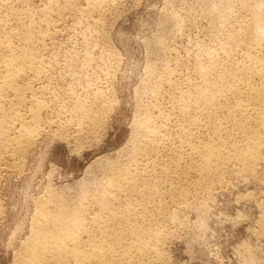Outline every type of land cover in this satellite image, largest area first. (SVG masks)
I'll return each instance as SVG.
<instances>
[{
    "label": "rangeland",
    "instance_id": "374dc122",
    "mask_svg": "<svg viewBox=\"0 0 264 264\" xmlns=\"http://www.w3.org/2000/svg\"><path fill=\"white\" fill-rule=\"evenodd\" d=\"M65 1L0 0V58L10 54L4 39L15 45L16 55L26 47L36 52L35 69L21 76V83L28 81L45 105L36 144L20 160L8 159L0 172V264H24L40 206L57 212L47 202L50 194L90 216L97 209L94 199L108 193L119 218L115 228L125 231L130 225V233L135 231L123 238L127 247L139 232L158 231L156 242L147 239L158 243L157 254H139L131 247L129 255L112 264H264V130L256 147L258 160L247 161L253 170L216 152L218 175L207 177L198 171L201 154L191 150L216 131L231 147L238 145L235 154L243 150L242 131L228 117L232 98L222 102L214 117L198 91H210L222 75L231 77H225L227 84L236 76L259 86L252 64L264 59V40L252 55L238 43L255 17L264 22V0ZM88 5L95 7L91 11ZM3 67L1 63L0 73ZM27 99L21 106L25 117L31 116L32 96ZM186 100L190 112L181 109ZM85 111L96 115V124L92 117H82ZM147 121L156 131H147ZM250 122L248 131L257 128ZM120 173L135 183L123 189L109 184ZM132 185L142 187L143 195L134 197Z\"/></svg>",
    "mask_w": 264,
    "mask_h": 264
},
{
    "label": "bare ground",
    "instance_id": "6f19581e",
    "mask_svg": "<svg viewBox=\"0 0 264 264\" xmlns=\"http://www.w3.org/2000/svg\"><path fill=\"white\" fill-rule=\"evenodd\" d=\"M90 4H93V2ZM68 5H69V3H68ZM74 5L76 6V4H74ZM94 5H95V2H94ZM88 6H87V8H88ZM94 7L89 6V9H91V11H92V8L94 9ZM87 8L85 7L84 10L82 8V12H84V11L87 12L86 11ZM260 8H258V9H260ZM77 11H79V10H77ZM260 11H261V9H260ZM20 12H19V14H20ZM25 12H24V14H25ZM79 12L81 13V11H79ZM94 12H95V10H94ZM91 13H90V16H91ZM83 14L85 15V13H83ZM15 17H16V15H15ZM255 18H256V20L254 19L255 20V21H253L254 23L252 25H250L249 28H247L246 32L244 31L245 35L242 34V36L244 35L245 37L244 38L242 37V41L240 39L239 43H238V47H241V51L244 50L245 53L249 54V55H252L253 50L260 48V43L262 40H264V22L262 19H260V17H255ZM33 19H34V17H33ZM46 19H47V17H46ZM44 20H45V18H44ZM44 20H43V22H44ZM2 21H0V23ZM19 21H22V20L19 19ZM32 22H31V24H32ZM49 22L50 21H48V23ZM6 23L4 22L5 25H6ZM46 23H44V24H46ZM4 30H5V27H4ZM10 30H9V32H10ZM13 32H15L17 34V31H13ZM29 32H30V30H29ZM5 35H7V34L5 33ZM27 36H28V38H26V39H30L29 38L30 35H27ZM24 39H25V36H24ZM8 40H9V38H8ZM28 41L25 42V44L31 43V41L29 43H28ZM4 42H5V39L3 41V48L5 49V51H8L10 54L8 56L1 55L3 57L0 58V60L2 61V62L1 61L0 62L4 66L3 68H5V70L3 69L4 72L0 73V114L2 115L0 117V172L2 169H4L3 164L8 166L7 164H5V162L8 159H10V160L15 159L16 160L18 158L20 160L21 159L20 157L24 156V154L27 153V150L32 148L36 144L37 136L39 135L38 133L40 130L39 129L40 124L37 121H38L40 112L42 110V106L45 107V105H43V102L41 100V97L43 95L41 97L37 96V94L35 93L36 91L33 89V87L31 86V84H29L28 81H27V83H24V84L21 83V76H23L25 73H29V70L31 71V70L35 69V64H36V59H35L36 57L35 56L36 55L32 54V52L33 53H36V52H34V51L31 52L30 50L32 48L29 50V48L25 46L26 50L28 49L29 51L28 50L27 51H21L22 53L19 52L20 55H16L17 53L14 54V52H13L14 51L13 47H15V45H13V47H12L11 46L12 42L6 41L5 44H4ZM0 44L2 45L1 42H0ZM33 46H35V45H33ZM20 47H21V45H20ZM23 47H24V45H23ZM235 47H237V46H235ZM0 48H2V46ZM16 48H17V46H16ZM22 48H20V49H22ZM20 49H19V51H20ZM233 50H238V49H233ZM37 58H39V57H37ZM253 62H252L253 63L252 65L254 66V64H255L254 68H255L256 74H258L261 78V83L259 84V86L253 85L252 83L247 82V80H246V82H244V81L242 82V80L238 81L236 79L235 75H233V76H235V78L233 77L234 79L233 78H232V80L230 79L229 83L227 84L226 83L227 80L225 81V77H227V76L222 75L221 77L219 76V78L216 79V82L213 83L210 91H208V89L205 90L203 88H201L198 91V93H199L198 95L200 97V100L204 99L206 101V103H207L206 105H208V109L211 111L209 113L214 114V117H217V116H215L216 113H217L216 115H218V113L220 111H222V109H223V107H222L223 103L222 102L228 101V99L231 97L232 103L229 105V107L225 106V109H226V107H228L227 108L228 117L234 121L233 122L234 124L238 123L237 125H239V127H240L239 130L242 131V134L240 133L239 130H238L239 131L238 133H240L242 135V137H244V139L242 138V140L244 141L243 150L240 148L242 152L240 151L241 153H239V154H235L233 152L234 149L238 148L237 147L238 145L236 144V148H235V147H231L229 144H227V142L225 143L224 141H222L221 133H223V132L220 133L221 130L220 131L218 130L220 133V134H218V132L216 130L213 131V129H214L213 127H212L213 129H211V130L213 132L216 131V133H214L213 135H210V137H209V133H210L209 131H211V130H209L207 141L202 142V143L200 142V144H196V143L194 144L193 143L191 145V150L196 152L197 154L198 153L201 154L200 156L202 157L201 162L198 164V169H199L198 171H200L201 174H203V175H207V177H210V176L213 177L215 174L218 173L217 172L218 170L214 164L215 160L217 159V158H215L216 152H224L231 159L233 157H235L236 159H239L242 162L244 161L243 167H247L248 169H252V170H253L252 167H254L255 165L251 166L247 161H249V160L255 161L256 159L258 160V156L256 154V152H257L256 147H257L258 142H259L258 139L260 138V134H261L262 130H264V59L263 58L262 59L255 58V60ZM236 68H237V66H236ZM203 70H205V69H203ZM203 70H202V72H207V73H205V74L202 73L201 75L204 76V75L209 74L208 73L209 71H203ZM39 71H41V70H39ZM37 72H35L36 76H37ZM41 72H43V71H41ZM31 73L32 72H30V74ZM230 73H228V74H230ZM222 74H224V73H222ZM233 74H235V73H233ZM229 77H227V79ZM23 79H24V77H23ZM35 80H36V78H35ZM249 80H250V78H249ZM29 81H30V79H29ZM223 81H225L224 83H226L227 85L225 84L223 86V84H222ZM197 88H199V86H197ZM206 91H208V92H206ZM28 95H30V97L32 96V103H31V106H29L31 116L25 117V115L23 116L21 113V106L25 105L27 100H29V99H27ZM43 98H44V96H43ZM229 102H231V101H229ZM83 106H84V104H83ZM26 108H28V107H26ZM190 108H191L190 100H186V102L181 104V109L183 111L190 112L191 111ZM24 114H26V113H24ZM84 114L85 115L82 117H85V116H87L89 118L92 117L90 111H85ZM187 116H188V113H187ZM97 120L98 119H97L96 115H94L92 117V121L95 122ZM198 120H200V119H198ZM217 120H219V119L217 118ZM232 120H230V121H232ZM40 121H41V119H40ZM250 121H254V123H256L255 125L257 126V128L248 131L247 129L250 127V124H249ZM189 122H191V120ZM195 122H198V121L194 120V123ZM194 123H192V124H194ZM223 123H224V121H223ZM250 123H252V122H250ZM95 124H96V122H95ZM208 125H209V123H208ZM217 126H221V125H217ZM239 127L237 126V128H239ZM215 128H217V127L215 126ZM218 128H222V127H218ZM146 129H148L147 130L148 132L149 131H156L150 121L146 122ZM158 132H160V131H158ZM187 133H188V131H187ZM223 140H225V139L223 138ZM225 141H227V140H225ZM188 145H189V143H188ZM141 146H143V145H141ZM232 146H234V145L232 144ZM223 149H225L226 151ZM239 150L237 149L236 151H239ZM145 152H147V151H145ZM141 154H143V153H141ZM217 157H218V155H217ZM6 163H8V162H6ZM15 163L16 162L14 161V164ZM11 164L13 165V167L17 166L16 164L15 165L13 163H11ZM178 164H179V162L177 163V165ZM18 165H20V164H18ZM179 166H180V164H179ZM191 166L192 165L189 164V166L187 167L189 171L191 169ZM9 167H10V165H9ZM175 168H177V166H175ZM165 169H166V167H165ZM168 169H170V168H168ZM178 169H179V167H178ZM188 170H185V171H188ZM130 176L127 175V173L126 174L120 173V175L111 177L108 180V182H109V184H112V186L116 185V187L123 189V187L129 186L133 183L134 178H132ZM132 176L135 177L136 175L134 176V174H133ZM135 179H137V178H135ZM144 185H145V183L144 184L142 183V186H144ZM116 187H115V189H116ZM147 188H149V187H147ZM130 189L132 190L131 194H133V196L136 198H138L140 195H143V193H141V192H143V188L139 187V185L138 186L132 185V187ZM128 190H127V192L129 193L130 191H128ZM128 193L126 195H128ZM107 195L109 196L110 194L108 193V194H106V196H102V197L99 196L100 198L98 197V198L94 199L93 205L97 209H95V211L92 210L94 212H92L91 215L89 216L88 215L89 211H85V209L79 210L78 207L77 208H75V206L71 207V205H70V207H68L65 205L66 202H63V200H61L57 197H54L53 194L52 195L50 194L49 200L47 199L48 200L47 202H49L51 204L53 202V204H55L54 206H56L57 212H53V211L49 212V211H47L48 208H44V207L42 208L43 205L40 206L41 207L40 210L42 209V211H40V214L38 215L39 219H37L38 223H37V228H36V234L34 233L35 237L34 238L32 237L33 240L31 242H29V244L28 243H27V245L25 244L26 247H25V251L23 253V255L25 254L23 257L24 264H31V263L32 264H49L51 262H55L57 264H72V263L73 264H90L92 261L95 262V264L96 263L97 264H112L114 260H117L118 258L122 259V257L124 258V256L129 255L131 247H135L133 249L137 250V252L139 254H144V252H146L147 250H148L147 252H152V251L155 252L156 251L155 254H157L158 250L156 248L157 247L156 245H158V243H155L156 244L155 245L154 243H152L151 241H148L147 239H149V237H150L151 240L157 241V236H158L157 232L158 231L156 233L152 232V231H148L147 233H145L144 231L139 232L138 234H136L135 238H133L135 241L131 238L133 241H130V242H133V243H129V245H131L130 247H127V245H125L126 242L127 243L129 242L128 240L126 242L125 241L122 242V240H124L123 238H125L126 236L127 237L130 236V234L135 233V231L130 233V229L132 228V227H130V225L128 227L126 225V230L124 228L125 231H123L122 229H119L120 226H119V228H115L117 226H114V225H116V224H114V222H116V220H118L119 218H117L118 214L116 212L112 211V209L110 207V201H109L110 196L108 197ZM55 196H56V194H55ZM45 203L46 202H44L43 204L46 205ZM2 211H3L2 210V203L0 201V215H1ZM50 211H51V209H50ZM120 215H122V214H120ZM125 218L126 217L124 216V219ZM120 219H121V216H120ZM124 219H121V220H124ZM121 220H119V221H121ZM117 223H118V221H117ZM89 226L93 227L95 232H93V230H91V228L89 230ZM131 226H133V225L131 224ZM143 228H145V227H143ZM156 230H158V229H156ZM131 231H133V230L131 229ZM97 232L100 233V235H101L100 237H102L101 240L96 239L95 233H97ZM131 235H133V234H131ZM146 237H148V238H146ZM147 252H146V254H148Z\"/></svg>",
    "mask_w": 264,
    "mask_h": 264
}]
</instances>
